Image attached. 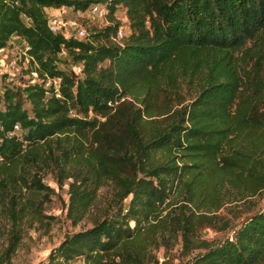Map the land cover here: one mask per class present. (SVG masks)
I'll return each mask as SVG.
<instances>
[{
    "label": "trees",
    "instance_id": "16d2710c",
    "mask_svg": "<svg viewBox=\"0 0 264 264\" xmlns=\"http://www.w3.org/2000/svg\"><path fill=\"white\" fill-rule=\"evenodd\" d=\"M91 2L107 22L87 38L49 27L48 9ZM14 35L29 64L0 88V264L51 189L44 166L92 222L48 264H162L157 236L187 264H264V0H0V49Z\"/></svg>",
    "mask_w": 264,
    "mask_h": 264
},
{
    "label": "rangeland",
    "instance_id": "374dc122",
    "mask_svg": "<svg viewBox=\"0 0 264 264\" xmlns=\"http://www.w3.org/2000/svg\"><path fill=\"white\" fill-rule=\"evenodd\" d=\"M115 14L123 22L121 25L123 32H128L123 8H118ZM48 15L57 19L75 18L77 23L86 29L87 33L92 28L103 26L107 22L106 15L99 16L88 9L75 11L65 6L57 9H48ZM58 30L72 35L76 32L75 27L70 25L61 26ZM23 46L24 41L14 35L8 40L7 45L0 49L1 89L4 85V78L5 80L16 82L17 76L23 74V70L29 64L28 57L24 55ZM250 52L253 53V49H250ZM260 53L261 66L259 70L264 72V49L260 50ZM252 64L253 59H251L249 65L251 66ZM24 76L27 77L28 75ZM25 105L28 104L26 103ZM41 172H43L42 180L51 189L36 194L37 200L41 203L37 205V212L31 209L29 211L31 213H28L23 218L20 229V241L9 261L5 262V264H48L52 248L57 246L65 235L92 225L90 217L82 218L75 223L67 215L69 197L67 189L68 181L71 178L65 179L63 185L59 186L52 167L44 166ZM106 191L107 187H102L99 190L104 196ZM252 199L255 204L261 205L264 202V193L261 196L256 195ZM8 226V221L0 213V250L7 244ZM201 234L203 238L215 241L224 235V230L205 227L202 229ZM164 242L161 236H157L155 241H147L145 243L144 250L154 253L158 261H162V264H187L189 262V255H185L178 243L172 248H168ZM74 264H82V258H77Z\"/></svg>",
    "mask_w": 264,
    "mask_h": 264
},
{
    "label": "built area",
    "instance_id": "2783aa9c",
    "mask_svg": "<svg viewBox=\"0 0 264 264\" xmlns=\"http://www.w3.org/2000/svg\"><path fill=\"white\" fill-rule=\"evenodd\" d=\"M90 12L97 14L99 16H104L106 14V9L105 7L100 3V2H91L89 7L87 8ZM74 26L75 27V34L73 36L77 38H87L88 33L86 29L81 26L80 24L77 23L75 18H65V19H57V18H49V27L53 31H58L59 27L61 26ZM65 34V33H64ZM124 32L122 30V27L119 26L117 28L116 34H115V39L119 40L123 36ZM66 36H70L72 34H65ZM36 73L33 72V75ZM18 125L15 124V128H17Z\"/></svg>",
    "mask_w": 264,
    "mask_h": 264
}]
</instances>
